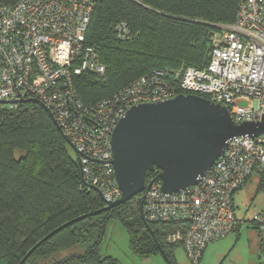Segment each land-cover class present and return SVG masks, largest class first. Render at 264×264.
I'll use <instances>...</instances> for the list:
<instances>
[{"label": "built area", "instance_id": "2783aa9c", "mask_svg": "<svg viewBox=\"0 0 264 264\" xmlns=\"http://www.w3.org/2000/svg\"><path fill=\"white\" fill-rule=\"evenodd\" d=\"M98 0L0 1V102L35 99L51 113L76 151L83 182L104 201L121 197L111 153L118 120L138 104L192 94L224 106L235 123L259 122L264 115V0H239L233 24L210 34L201 67L154 70L85 106L74 86L84 73L102 76L98 50L86 31ZM124 38L125 23L116 27ZM240 102L246 103L241 105ZM253 172H264V135L238 136L196 185L166 194L153 181L144 191L142 214L148 222H175L168 237L180 243L186 259L199 264L207 245L237 231L233 196ZM148 185V184H147ZM264 264V210L251 219Z\"/></svg>", "mask_w": 264, "mask_h": 264}, {"label": "trees", "instance_id": "16d2710c", "mask_svg": "<svg viewBox=\"0 0 264 264\" xmlns=\"http://www.w3.org/2000/svg\"><path fill=\"white\" fill-rule=\"evenodd\" d=\"M238 5L239 0H98L85 37L98 50L105 73L75 78L81 102L91 105L154 70L203 66L210 34L216 26L234 23ZM121 23L128 30L124 38L116 30ZM159 172H147L145 185L160 182ZM255 174L260 189L264 172ZM143 195L62 228L24 264H118L99 251L110 221L121 224L129 250L138 258L161 254L167 264H176L174 251L181 245L168 237L177 224L146 221ZM104 207L94 188L83 182L77 158L40 105L0 104V264H17L58 227Z\"/></svg>", "mask_w": 264, "mask_h": 264}, {"label": "water", "instance_id": "95a60500", "mask_svg": "<svg viewBox=\"0 0 264 264\" xmlns=\"http://www.w3.org/2000/svg\"><path fill=\"white\" fill-rule=\"evenodd\" d=\"M26 101L40 105L50 115L76 155L50 111L35 99ZM261 134L264 135V115L259 122L235 123L224 106L192 94L181 93L162 102L130 107L118 120L110 141L113 171L121 197L114 202H106L100 191L94 188L105 203L102 210L77 217L58 227L36 243L17 264H24L40 244L62 228L123 204L137 193L146 191L149 187V184L145 185L146 173L154 168L160 171L161 192L175 193L196 185L223 153L230 139ZM143 199L144 195L141 209Z\"/></svg>", "mask_w": 264, "mask_h": 264}, {"label": "rangeland", "instance_id": "374dc122", "mask_svg": "<svg viewBox=\"0 0 264 264\" xmlns=\"http://www.w3.org/2000/svg\"><path fill=\"white\" fill-rule=\"evenodd\" d=\"M241 105H246L240 102ZM69 146V145H68ZM70 148V146H69ZM71 154L76 157L70 148ZM20 154L17 153L18 157ZM259 177L253 172L233 196L235 214L241 225L237 231L209 243L199 264H259V236L254 229L252 217L264 210V185L258 189ZM99 251L103 256H111L118 264H167L161 254L138 258L128 247L125 230L117 221L107 224L106 232ZM176 264H191L184 254L182 247L174 251Z\"/></svg>", "mask_w": 264, "mask_h": 264}, {"label": "crops", "instance_id": "0c3cea01", "mask_svg": "<svg viewBox=\"0 0 264 264\" xmlns=\"http://www.w3.org/2000/svg\"><path fill=\"white\" fill-rule=\"evenodd\" d=\"M259 254H260V239H259ZM259 258H260V255H259ZM260 263H261V260H260Z\"/></svg>", "mask_w": 264, "mask_h": 264}]
</instances>
